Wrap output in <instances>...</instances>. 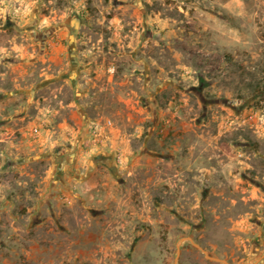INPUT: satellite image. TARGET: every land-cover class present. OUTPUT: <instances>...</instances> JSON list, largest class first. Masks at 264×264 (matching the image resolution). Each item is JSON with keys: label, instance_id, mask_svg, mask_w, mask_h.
Listing matches in <instances>:
<instances>
[{"label": "rangeland", "instance_id": "374dc122", "mask_svg": "<svg viewBox=\"0 0 264 264\" xmlns=\"http://www.w3.org/2000/svg\"><path fill=\"white\" fill-rule=\"evenodd\" d=\"M0 264H264V0H0Z\"/></svg>", "mask_w": 264, "mask_h": 264}]
</instances>
